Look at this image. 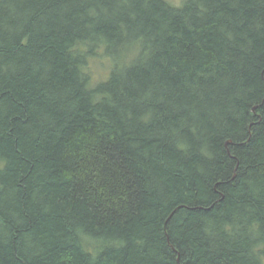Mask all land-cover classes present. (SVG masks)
<instances>
[{
	"label": "trees",
	"instance_id": "trees-1",
	"mask_svg": "<svg viewBox=\"0 0 264 264\" xmlns=\"http://www.w3.org/2000/svg\"><path fill=\"white\" fill-rule=\"evenodd\" d=\"M0 264H264V0H0Z\"/></svg>",
	"mask_w": 264,
	"mask_h": 264
},
{
	"label": "rangeland",
	"instance_id": "rangeland-1",
	"mask_svg": "<svg viewBox=\"0 0 264 264\" xmlns=\"http://www.w3.org/2000/svg\"><path fill=\"white\" fill-rule=\"evenodd\" d=\"M167 1L175 6H181L184 0H167ZM90 67L93 77L96 80H100L108 75L111 69V61L108 57L100 56L95 60L91 61Z\"/></svg>",
	"mask_w": 264,
	"mask_h": 264
}]
</instances>
